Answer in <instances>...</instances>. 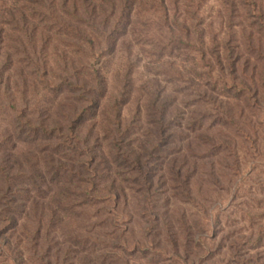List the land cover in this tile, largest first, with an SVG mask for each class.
Returning <instances> with one entry per match:
<instances>
[{"label": "rangeland", "instance_id": "1", "mask_svg": "<svg viewBox=\"0 0 264 264\" xmlns=\"http://www.w3.org/2000/svg\"><path fill=\"white\" fill-rule=\"evenodd\" d=\"M17 1L0 0V13L13 12ZM169 3L176 10L182 2ZM195 6L204 20L195 23L204 26L209 43L228 6L224 0H197ZM117 40L110 48L100 37L101 45L82 46L78 53L76 46L65 50L77 53L82 74L88 68H104L111 94L121 87L123 71L132 68L125 146L153 154L138 167L127 164L122 175L113 174V190L125 194L121 200L101 203L89 194L105 190V182L111 186V178L93 176L88 181L64 170L56 174L35 142L15 134L19 112L51 111L67 93L41 82L26 99L18 95L13 104L3 100L0 136L13 134V139L0 141V152L8 166L17 167L12 183L8 181L10 197L2 194L9 186L0 175V211L9 210L15 218L8 222L0 214V264H242L252 247L249 239L264 234V111H247L244 120L254 125L247 128L249 139L236 137L230 147L214 146L212 142L224 137L222 129L241 134L237 124H216L220 110L211 112L207 97L199 92L208 88L207 70L196 52L201 43L185 41L181 49L174 47L164 17L144 8L122 24ZM155 100L157 109L166 107L172 113V121L162 129L149 122ZM231 104L225 103V109L241 113L239 103ZM205 132L211 141L203 137ZM85 133L91 132L87 128ZM99 133L102 139L108 137ZM158 135H164L159 144ZM57 190L64 191L60 195ZM8 240L12 249L6 246Z\"/></svg>", "mask_w": 264, "mask_h": 264}, {"label": "trees", "instance_id": "2", "mask_svg": "<svg viewBox=\"0 0 264 264\" xmlns=\"http://www.w3.org/2000/svg\"><path fill=\"white\" fill-rule=\"evenodd\" d=\"M170 1L18 0L13 4V12L0 13V106L5 107L3 100L13 104V97L18 95L26 99L41 82L61 94L67 93L65 98L58 99L51 111H38L37 115L19 112L15 134L27 135L35 142L34 148L46 153L56 174L64 170L74 177L78 175L79 180L88 181L93 176H104L103 180L106 176L111 178V186L105 182V190H92L89 194L101 203L122 199L125 190H113L117 188L113 174L122 175L127 164L138 167L153 150L144 154L131 144L125 146L129 129L124 117L125 107L134 92L132 68L129 66L123 71L121 87L111 94L107 71L88 68L87 73L82 74L75 57L82 46L101 45L100 37L107 48L117 45L122 24L131 22L141 8L164 17L174 47L181 49L185 41L188 45L201 43L202 48H197L196 52L201 54V64L207 70L208 88L199 92L207 97L211 112L220 110L215 115L220 120L216 124H237V134H241L239 137L225 134L222 129L224 137L212 142L214 146L230 147L229 141L236 142V137L249 139L251 133L247 128L254 125L244 120L247 111H264V0H224L228 15L209 43H206L204 26L195 23L196 19L204 22L199 6H195L197 0H180L182 3L176 10L171 9ZM72 46H76L74 55L65 50ZM232 101L239 103L241 113L225 109L224 104L232 105ZM156 106L155 100L150 105L154 111L148 114L153 116L149 122L162 129L172 121V113L166 107L157 109ZM86 127L90 134L86 135ZM99 132L108 137L102 139ZM203 135L210 140L209 134ZM158 137L159 144L164 135ZM9 138L13 139V134L0 136V141ZM16 167L8 166L0 152V175L4 176L5 183H12V171ZM11 183L2 193L6 197L11 196L8 191ZM151 185L155 186L152 177ZM63 191L56 193L62 195ZM0 214L8 222L15 219L9 210L0 211ZM249 243L252 245L250 251L257 250V253L246 252L242 264H264L261 250L264 234L252 236ZM6 246L12 249L9 240Z\"/></svg>", "mask_w": 264, "mask_h": 264}]
</instances>
